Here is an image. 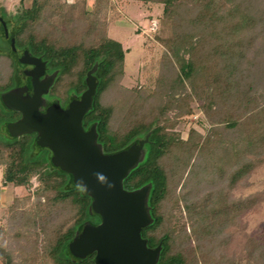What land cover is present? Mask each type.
Instances as JSON below:
<instances>
[{"label": "trees", "instance_id": "16d2710c", "mask_svg": "<svg viewBox=\"0 0 264 264\" xmlns=\"http://www.w3.org/2000/svg\"><path fill=\"white\" fill-rule=\"evenodd\" d=\"M131 1L135 0H94L88 10L85 0L72 4L32 0L21 10L24 24L29 25L26 44L19 36L22 24L15 31V42L55 59L61 71L78 66L77 62L80 78L98 62L91 114L107 149L123 148L158 123L146 143L145 159L124 180L125 188L152 184L153 222L143 236L151 247L162 243L158 264H209L213 245L227 239L223 228L231 223L228 216L234 218L238 204L234 189L255 162L248 155L257 147L248 140L251 113L258 115L256 134L258 141H264V0H136L149 8L155 3L164 7L157 16L158 29L145 38L151 56L143 67V81L125 87L121 81L127 50L109 35V28ZM106 91L110 103L102 100ZM164 94L170 99L163 100ZM206 98L211 102L205 101L206 114L215 118L207 136L199 140L191 134L182 141L167 130L171 111L175 116L188 113L191 100ZM17 115L0 99V159L7 157L3 177L22 185L33 174L42 176L37 200L17 199L28 209L8 210L10 230L0 227V259L5 264H95V255L79 259L68 247L84 222H99L90 210L91 197L66 172L46 170L51 164L46 148L35 147L36 153L29 154L34 151L31 135L8 133L7 124ZM4 150L8 153L2 157ZM228 151L238 156V166L220 179L214 176L217 156ZM179 183L177 199L185 201L187 215L194 219L192 233L169 206ZM161 227L164 232H159ZM8 232L11 239L18 238L20 255L3 242ZM257 259L263 264L262 255Z\"/></svg>", "mask_w": 264, "mask_h": 264}, {"label": "water", "instance_id": "95a60500", "mask_svg": "<svg viewBox=\"0 0 264 264\" xmlns=\"http://www.w3.org/2000/svg\"><path fill=\"white\" fill-rule=\"evenodd\" d=\"M19 57L21 63L33 65L25 74L31 77L29 86L19 85L2 93L5 106L21 113L7 124L15 135L37 133L39 148L52 152L51 162L66 172L76 186L91 197V212L99 222L86 221L69 242L70 253L79 259L95 255V264H158L162 243L151 247L143 230L153 222L149 195L151 183L127 189L124 180L145 159V145L150 130L121 149L105 153L98 142L97 123L83 126L85 114L92 108L99 81L94 74L96 62L86 74V89L72 99L67 107L58 102L46 107L42 95L47 93L55 75L44 79L46 62L31 55L28 49ZM28 80V79H27Z\"/></svg>", "mask_w": 264, "mask_h": 264}, {"label": "rangeland", "instance_id": "374dc122", "mask_svg": "<svg viewBox=\"0 0 264 264\" xmlns=\"http://www.w3.org/2000/svg\"><path fill=\"white\" fill-rule=\"evenodd\" d=\"M66 1L69 4H72L75 1L81 0ZM3 2H5L3 7L1 6L3 9H6L9 13H12V15L17 14V23H14V26H16L19 30L22 24L24 30L23 32L21 30L19 36L20 39H22V36L24 37L23 43L26 44V37L27 35L29 36V25L24 24L25 21L23 22L21 18V10L25 7L29 8L32 4V0H0V5ZM85 3L86 8L91 10L94 0H85ZM163 7V4L155 3L149 8L147 5H144L139 1H131L127 5H124L121 9L122 17L120 20L115 21L109 28V35L121 41L123 48L127 50L126 74L121 81V84L125 87H132L143 81V67L145 66L146 59L151 56L150 53H148L149 45L146 46L147 43L145 42V38L146 36H151V33L158 29L159 22L157 16L161 14ZM1 36L2 35L0 33V51L3 49L7 50L6 54H8V44L5 43L4 38ZM6 54L0 52V90L1 88L8 86L11 82L10 76L13 67L10 63V58H8ZM76 64L78 66H73V68L70 67L61 71L62 74L59 78L60 88L62 90L61 93H65L67 89L76 88L79 85L78 79L80 76L78 72L80 70V64L77 62ZM17 66H14L16 79L18 77L20 78L21 75L19 67ZM84 77L86 80V76ZM84 77L81 76L82 79H84ZM103 96V102L110 103V93L106 91ZM163 97V100L170 99V97H167L165 94ZM205 101H207V103H211L209 98L201 101L191 100L189 105L191 111L188 113H181L179 116H175L176 111H171L169 116L171 121L167 123V130L178 135L179 139L182 141H188L191 134L194 136L196 135L199 140L207 136V134L211 132V127L213 126L211 120L215 118L211 119L210 116L206 114L207 109L205 108V105L207 104H205ZM207 106H209V104ZM91 111L92 108L88 111V114H91ZM257 117L258 115L256 113L250 114V124L252 128L249 129L248 133V140H250V143L252 142L257 144V147L254 148L252 152L248 153L250 158L252 157L255 159V162L249 176L239 180L237 188L234 189V197L238 202V204L235 205V215L232 216L234 218H231V213L228 216L231 223L227 227L225 226L223 228L224 236L227 239L223 241V244L219 243L213 245V255L209 256L207 259L209 264H261L257 261V254L262 255L264 260V141H258L257 138L256 127L254 125ZM163 123L164 122H161V124ZM157 124V122H154L151 128L137 134L134 139L144 137L150 130L155 129ZM127 125L128 122L124 127ZM0 134H3L1 130ZM258 145H260V148ZM224 146H227L226 142L223 147ZM144 148L146 151V145ZM35 151L36 149L29 154H35ZM3 152L4 154L2 157H5L8 151L4 150ZM6 158L0 159V163L3 162L4 164L3 166L0 165V227H2V229L10 230L9 224L11 219L8 210L21 212L28 209L22 203L17 202V199L24 197L29 198V202L31 203H34L37 200V191L39 184H41L39 178L42 174H33L30 180L22 185H14L10 182H6L3 177ZM238 159V156L234 155L231 151H228L225 154H220L219 152L216 161L217 165L215 164L216 168L214 170V176L217 175L220 179L227 177L234 169L237 168ZM47 167V171L48 169L51 170L56 168L53 164H49ZM42 171L43 168L41 169V172ZM179 189L180 183L171 195L174 197L172 198L174 200L169 206L181 220L185 221L187 231L192 233L194 230L192 225L194 219L187 215L185 201L177 199L180 191ZM51 192L54 193L53 191ZM43 199L44 198L41 197V200ZM176 200L178 202H176ZM164 230L165 228L161 227L159 232H164ZM39 232L40 235H42L43 232L38 231V233ZM3 242L10 250L13 251L14 255H20L23 252L22 249H19L21 245L18 238L15 236V238L11 239L9 237V232L5 236V241ZM38 243V250L40 253L43 250L41 246L43 243L42 238H39Z\"/></svg>", "mask_w": 264, "mask_h": 264}, {"label": "flooded vegetation", "instance_id": "af4514ba", "mask_svg": "<svg viewBox=\"0 0 264 264\" xmlns=\"http://www.w3.org/2000/svg\"><path fill=\"white\" fill-rule=\"evenodd\" d=\"M4 3L5 2H3L0 5V7L1 6L3 7ZM2 7L0 8V33L2 35L1 37H3L5 40V43L8 44L7 47L9 48V53L6 54L7 50H4V49L0 52H3V54H6V56L8 58H10V63L13 67V70H12L11 76H10L11 82L9 83L8 86H6L5 88H1V90H0V99L2 100V98H1L2 93L17 87L19 85L20 80L22 82L20 85L29 86V92L31 93V90H32L31 77H29L25 74V70H30L31 68H33V65L21 63L19 61V57L21 55H23V53H24L23 51L25 49H28V51L31 55H34L36 57H41L46 62L45 74L40 76V79H44L45 77H48V76L53 75V74L55 75L53 82H52V85L50 86L48 92L42 95L44 105L40 109L42 111H44L47 106H49L50 104H52L54 102H58L62 108L67 107V105L69 104V102L72 99L80 97L82 92L86 89L85 77H84V81L81 78L78 79L79 85L76 88L67 89L65 93H61L62 90L60 88L61 86L59 83V81H60L59 78L61 77L62 72H61V68L58 65L57 61L55 59H52V58H45L44 55H39V54L32 52L27 45H20V46L17 45L15 42V38H14L15 31L17 30V27L14 26V23H17V14L12 15V13H9L6 9H3ZM0 45H1V43H0ZM19 65H21V66H19ZM14 66L19 67V71L21 72L20 78L18 77L16 79V73L14 72L15 71ZM17 81H18V83H17ZM83 83H84L85 87L83 86ZM17 113H18V115L12 121H16L17 119H19L21 117V113L20 112H17ZM12 121H10V122H12ZM93 123H97V121L92 119V114H88V112H87L83 118L84 128L88 129L89 126ZM97 131H98V142L102 145L103 151L105 153H110V152L116 151V150H109L106 148L104 142L100 139L98 126H97ZM8 133H10V132L8 131ZM28 135H31L32 138L34 139V141L32 143L33 149L35 147H38V145H37V133L33 132V133H29ZM39 149H42V148H39ZM30 152H32V151H30ZM47 152H48L49 162L52 164V162H51L52 152L49 149H47Z\"/></svg>", "mask_w": 264, "mask_h": 264}, {"label": "crops", "instance_id": "0c3cea01", "mask_svg": "<svg viewBox=\"0 0 264 264\" xmlns=\"http://www.w3.org/2000/svg\"><path fill=\"white\" fill-rule=\"evenodd\" d=\"M0 264H5V263L0 259Z\"/></svg>", "mask_w": 264, "mask_h": 264}]
</instances>
